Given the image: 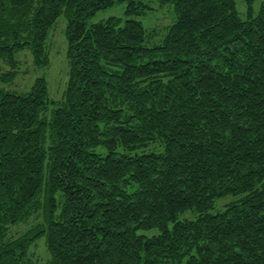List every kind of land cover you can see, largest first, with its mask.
Masks as SVG:
<instances>
[{"label": "trees", "instance_id": "1", "mask_svg": "<svg viewBox=\"0 0 264 264\" xmlns=\"http://www.w3.org/2000/svg\"><path fill=\"white\" fill-rule=\"evenodd\" d=\"M156 1L177 14L158 44L151 0H0L3 80L21 50L49 64L63 13L70 65L61 99L0 87V264L43 237L50 264H264V5Z\"/></svg>", "mask_w": 264, "mask_h": 264}, {"label": "rangeland", "instance_id": "2", "mask_svg": "<svg viewBox=\"0 0 264 264\" xmlns=\"http://www.w3.org/2000/svg\"><path fill=\"white\" fill-rule=\"evenodd\" d=\"M153 6L145 14L138 17L146 29H148L150 44L161 43L166 36L171 24L177 20V14L173 3L162 5L159 1L151 0ZM241 17H246V5L244 0H237ZM264 5V0H255L254 9L257 13ZM126 3H117L114 6L101 9L90 17L89 24H93L105 20L112 16L125 17ZM68 20L63 13L57 22L49 30V34L45 43L46 50L49 53V64L39 66L35 63L34 56L29 49L21 50L17 53L18 66L15 74L10 80H3L8 73L12 72V68L5 61L0 60V87L4 90L15 92H27L30 90L35 80L39 77H45L48 82L49 96L53 99H61L67 86L69 79L70 65L67 57V29ZM49 114V113H48ZM233 196H227L218 201L216 209H222L228 202L233 200ZM186 217H193L191 212L185 214ZM44 221L43 210L29 216L17 225L10 228L9 236L18 237L24 234L33 226ZM30 264H50L51 254L46 246L45 237L39 239L29 249Z\"/></svg>", "mask_w": 264, "mask_h": 264}]
</instances>
